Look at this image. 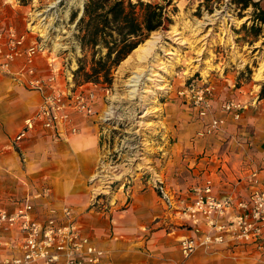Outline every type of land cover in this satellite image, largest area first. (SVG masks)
<instances>
[{
  "label": "rangeland",
  "instance_id": "obj_1",
  "mask_svg": "<svg viewBox=\"0 0 264 264\" xmlns=\"http://www.w3.org/2000/svg\"><path fill=\"white\" fill-rule=\"evenodd\" d=\"M205 1L173 0L169 5L173 21L148 37L161 34L157 52L168 63L171 59L166 70L157 68L164 76L162 83L167 89H157L152 80H148L147 70L135 97L132 96L129 79L139 67L135 50L114 69L112 84L98 83L96 87L88 84L92 89L84 88L97 95L96 115L100 118L102 135L98 159L81 191L93 195L96 202L92 207L96 206L97 210L104 211L119 204L120 196H128L127 204L135 190L144 191L149 187L155 188L168 203L172 198L175 200L177 194H189V186L194 185L191 181L198 173L196 165L188 166L186 150L190 149L188 143L200 137L191 133L198 132L192 123L201 117H205L210 133H215L212 145L216 149L213 152L218 157L216 160L224 159L229 164L234 161L232 120L224 118L222 126L214 129L211 121L219 116L217 111H224L225 102L241 98L245 88L250 96H260L264 78L257 79L255 75L264 65V29L260 36H254L243 28L244 22L248 26L252 23L248 20L251 9L245 10L241 17L229 0ZM20 2L30 5L31 30L41 33L48 51L60 57L67 75L73 76L83 52L75 36L77 20L71 18L74 13L80 14L85 0ZM77 81L83 82L81 74ZM146 83L153 92L144 90ZM201 90L205 92V101L198 102ZM144 94L150 96L148 104H143ZM244 105L247 107L248 103ZM147 110L149 113L142 116ZM188 205L186 202L180 208L176 202L169 204L180 212L175 217L169 215L171 227H184L185 224L179 222L193 220L183 213ZM117 232L124 233L121 229ZM211 246H218L214 251L220 252V264H264V248L254 244L229 242ZM236 247L240 252L237 256L243 255L240 258L232 254Z\"/></svg>",
  "mask_w": 264,
  "mask_h": 264
},
{
  "label": "crops",
  "instance_id": "obj_2",
  "mask_svg": "<svg viewBox=\"0 0 264 264\" xmlns=\"http://www.w3.org/2000/svg\"><path fill=\"white\" fill-rule=\"evenodd\" d=\"M29 6L20 0H0V30L15 27L27 34L24 51L10 67L5 69L0 62V209L15 211L26 196H33L48 183L53 188L54 202L75 207L84 232L106 251L104 264H220V252L214 251L218 246H201L199 252L185 255L181 240L189 236L200 237L202 233L195 232L196 227L203 232L209 228L205 221L190 219L179 222L185 224L184 227H171L169 215L180 212L169 204L176 202L180 208L186 202L191 204L195 192L190 189L197 184L205 185L209 179L212 194L218 198H247L254 191L257 186L254 174L263 173L258 169L264 163V98L250 96L245 88L241 98L235 99L248 103L239 118L233 113L217 111V117L232 120V164L224 159L216 160L218 157L213 154L216 149L212 145L215 133H210L209 125H205V117L192 123L198 132L191 134L200 137L188 143L190 149L186 150L188 166L196 165L195 172L198 173L191 181L194 185L189 186V194H177V198H170L168 203L155 188L149 187L144 191L135 190L127 204L128 196H120L119 204L99 211L96 206L92 207L93 195L81 191L100 151L99 116L74 112L72 120L79 128L78 133H71L69 123L54 130L38 126L28 131L25 138L16 140L27 119L33 117L45 101L43 91L28 85L29 76L19 75L27 65V48L42 40L40 33L31 30L33 20ZM34 67L36 75L43 79L55 74L58 89L71 85L60 57H55L48 49L36 55ZM118 229L124 233L117 232ZM23 237L19 226L8 230L0 228V264H4L5 258L22 252ZM235 250L233 256H243H237L240 254L238 247Z\"/></svg>",
  "mask_w": 264,
  "mask_h": 264
},
{
  "label": "built area",
  "instance_id": "obj_3",
  "mask_svg": "<svg viewBox=\"0 0 264 264\" xmlns=\"http://www.w3.org/2000/svg\"><path fill=\"white\" fill-rule=\"evenodd\" d=\"M34 32L35 30L32 29ZM36 33V32H35ZM39 36L42 38L41 33ZM27 39L25 32L15 27L0 30V62L5 69L20 55ZM48 49L45 40L35 41L26 50L27 65L19 75H28V85L45 93V101L39 111L27 119L25 127L16 140L26 137L28 131L40 126L45 130H54L70 124L71 133H78L73 124V113L87 116L96 115V93L84 88L92 82L77 85L72 75H68L71 85L68 88L56 87L55 74L43 79L36 75L34 60L39 52ZM198 102L205 101V92H199ZM245 105L236 100L223 104L225 112L239 118ZM205 114V111L202 112ZM105 119V117H104ZM224 118L216 117L211 128H219ZM255 182L257 186L247 198H218L212 194V181L193 188L195 199L183 213L196 222L205 221L209 230L203 232L200 227L195 232L200 237L189 236L181 240L185 255H192L199 247L211 245L254 244L264 248V164ZM52 186L45 183L33 196H26L15 211L0 209V228L8 230L19 226L23 233L22 252L7 257L4 264H104L106 251L99 247L92 237L84 232L78 212L70 204H58L52 196ZM164 190V188L162 187ZM23 199V198H22ZM94 199V198H93ZM96 200H93V204Z\"/></svg>",
  "mask_w": 264,
  "mask_h": 264
},
{
  "label": "trees",
  "instance_id": "obj_4",
  "mask_svg": "<svg viewBox=\"0 0 264 264\" xmlns=\"http://www.w3.org/2000/svg\"><path fill=\"white\" fill-rule=\"evenodd\" d=\"M145 0H85L82 16L74 13L71 20L76 23V38L83 52L73 72V80L80 83L112 84L113 72L149 35L161 28H167L173 21L169 5ZM213 0H206L210 3ZM242 17L251 9V25L243 28L254 36H260L264 29V0H229ZM176 9V6H175ZM264 43V42H263ZM81 74L83 82H78ZM260 98H264V84Z\"/></svg>",
  "mask_w": 264,
  "mask_h": 264
},
{
  "label": "bare ground",
  "instance_id": "obj_5",
  "mask_svg": "<svg viewBox=\"0 0 264 264\" xmlns=\"http://www.w3.org/2000/svg\"><path fill=\"white\" fill-rule=\"evenodd\" d=\"M161 34L154 33L150 38H148L143 44H140L135 49V59L139 62V67L135 70V74L129 79V86L131 87L130 93H132L135 97L139 85L142 83L143 76L148 70L149 76L148 80H152L154 83V86L157 89H167V85L162 83V80L164 79L163 74L158 69H164L166 70L168 65L171 64V59L164 60L161 58L160 54L157 52L158 44L161 41ZM170 53H175L174 51H170ZM153 58V59H152ZM157 63H156V62ZM156 66V67H155ZM255 77L257 79H263L264 78V65L259 67V69L256 72ZM170 89V86H169ZM146 92H153L154 90L148 87L147 83L145 85ZM143 97V104H148V101L150 99V96L148 94L142 95ZM146 106V105H145ZM149 113V110L146 111L145 114H142V116H145ZM144 122V121H143Z\"/></svg>",
  "mask_w": 264,
  "mask_h": 264
},
{
  "label": "water",
  "instance_id": "obj_6",
  "mask_svg": "<svg viewBox=\"0 0 264 264\" xmlns=\"http://www.w3.org/2000/svg\"><path fill=\"white\" fill-rule=\"evenodd\" d=\"M83 9H84V4H83V6H82V10H81V12H80V14H79L78 19L82 16V14H83Z\"/></svg>",
  "mask_w": 264,
  "mask_h": 264
}]
</instances>
